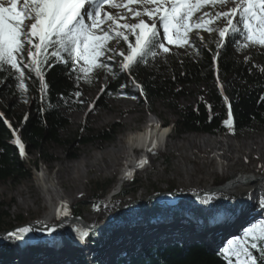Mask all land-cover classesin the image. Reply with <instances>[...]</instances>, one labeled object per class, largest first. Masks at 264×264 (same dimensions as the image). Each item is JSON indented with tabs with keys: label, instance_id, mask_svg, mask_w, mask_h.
<instances>
[{
	"label": "rangeland",
	"instance_id": "374dc122",
	"mask_svg": "<svg viewBox=\"0 0 264 264\" xmlns=\"http://www.w3.org/2000/svg\"><path fill=\"white\" fill-rule=\"evenodd\" d=\"M204 10L212 11L211 8ZM105 11L116 14L118 11L125 10L105 6ZM145 20H147V17H145ZM201 35L206 41L212 39L207 32H201ZM197 43H199L198 40ZM169 47H172L173 55L176 57L186 56L187 52H190V49L186 52L185 48ZM252 53L263 55V60L259 61V66H264V49L259 47L240 52L236 56L237 58H244L245 55L249 56ZM112 67L116 75L122 77V85L128 84V87H120L119 92L121 93L119 95L106 97L105 90L101 92L100 89L102 86L105 88L107 83L111 81V75H108L103 70H97L91 83H87L82 79L78 87V91L82 95L79 98L75 96L69 106L63 110V115L68 121L67 129L61 133L63 144L61 146L51 144L42 149V153L48 155L54 161L52 163L45 162L39 155V151H31L28 155H24V157L30 161H36L38 164L37 169H31L30 174L18 182L8 181L7 183H0V216H3L2 221L4 224H12L14 228H19L28 221L33 222L37 219L36 217L47 212L49 214L56 213L51 211L56 198L53 197L51 192L43 193L36 181V177H40L44 173L48 178L54 180L58 185L59 194L69 203V216H72L73 211H78L79 215L74 218L87 224L88 226L85 228L89 226L100 228L96 231L97 233L92 234L95 243L97 244L99 239L100 244H95V247L94 243L91 240L88 241L86 237L85 243L78 241V245H76L74 252H72L70 250L71 245L65 242L58 243L53 239V241L43 240V242L30 244L31 246H29L25 241L10 242V240L5 241L1 237L0 248L3 244L2 241H5L4 243L9 244L12 251L9 255L0 254V264H20L23 256L20 259L17 258V254L15 256L16 250H14V244L20 248L25 245L26 249L21 250L24 251V256L28 255V260L32 261L40 258L42 259L41 262H43L45 261L43 259L50 256L52 259L61 260L62 264H69L70 259L75 264H94L93 261L95 263L117 264L119 262H117L118 258L127 259L126 255H121L122 257H116L110 263L109 258H107L109 247L111 249L112 245H114L112 240H124V238H120L122 233L117 232L119 230L112 231L113 226L124 219L127 220V218H132V221L134 220L135 222L136 217L134 215H138L139 213L146 214L144 216H148L150 213L170 214L169 211L164 210L167 207L166 204H157L151 197L157 196L159 203H167L170 198L163 195L159 196L160 194L181 192L180 194L197 196L204 192L207 187L218 186L215 183H219V185H228L229 182L239 183L243 176L244 178L257 179V181L253 185L249 183L236 190L228 191L224 196H214L209 201L210 206L215 209L218 199H222V206L229 209H233L238 203L247 206V202L249 200L251 202L253 195L264 192V188L261 186L262 183L258 181L260 178L264 179V157L260 150L263 145L255 144L264 138V132L255 130L215 137L195 134L175 135L172 133V126L177 121L176 111L166 107L159 100L149 102L140 93L134 96L123 95L122 91L128 89L130 86L128 76L119 72L115 64ZM203 89V87H191L187 91L188 94L174 101V104L180 109L193 107L199 99V91ZM25 99L27 103L24 102ZM79 100H83L84 103H79ZM89 105H94L92 111H89ZM14 107L17 111H26L29 108V97L17 99ZM108 116H115V120L110 121ZM150 118L156 120L157 125H160V127L168 129L167 140L164 145L155 147L156 152L150 155L147 168L145 166L139 172H136L132 176L130 175L131 180H125V178L122 181L120 193L122 194L123 192L124 195L119 194L112 197L111 195L117 193L116 188L121 183L120 177L128 155L124 149V139L130 134L143 130L145 123ZM100 134L112 137L110 141L104 142L97 138ZM190 136L213 137L223 141L224 144L228 143L226 151H228L229 146L230 151L223 158L219 159L216 155V150L210 145H188L187 140ZM117 138H123V143L121 142L120 144L122 148H120L116 157H112L113 153L108 152V150L111 151V148L115 146L114 142H118ZM136 149L138 147L134 149L133 154ZM136 154L139 157L141 152L139 151ZM82 159H85L86 164L80 170L76 168V164H80ZM76 176L77 178L73 180ZM113 178L116 184L112 189L102 199L95 200L93 197V184L97 181H110ZM171 186L174 187V191H169ZM237 186L240 187L239 185ZM196 198L190 199V201L194 200L197 202ZM201 200L204 199L202 198ZM230 200L232 201L229 202ZM226 201L229 203H225ZM133 202L142 204L139 206L134 205L133 209L130 212L128 211L129 214L124 212L123 210ZM186 205L190 206V204ZM180 206H182L181 203ZM195 211V214H200L201 210ZM208 214H211V211ZM115 216L116 220L112 221ZM19 219L26 221L22 223L18 221ZM117 219L118 222H116ZM136 221L139 222L138 219ZM109 222H114V224L103 227ZM57 223L58 221L53 224ZM138 224H141V222ZM70 226L72 227L68 231H71L75 236V233L72 231L75 224L74 226ZM13 227L10 228L13 229ZM101 227L103 228L101 229ZM5 229L8 228L1 227L0 234L5 232ZM216 232H220L218 237L222 235L219 227L218 230L215 229L214 235L211 234V237H214V241L218 239L215 236ZM108 238L110 239L108 240ZM188 244L196 243H190L184 239H177L173 242L158 239L155 244L147 249H142L141 247L134 248L132 251H135L131 254L139 255L155 248H167L169 246L185 248L189 246ZM224 244L225 242L219 245L215 244V247H210L206 244L205 246L203 243V246L210 253L216 254L221 253L220 249L225 246ZM87 245H91L92 247ZM87 247L93 250L92 258H90L89 254L86 256L88 253ZM64 253L68 257L60 259ZM130 255L128 254V256ZM86 259L87 263H85ZM31 262L28 261L27 263Z\"/></svg>",
	"mask_w": 264,
	"mask_h": 264
},
{
	"label": "snow or ice",
	"instance_id": "6c2138e0",
	"mask_svg": "<svg viewBox=\"0 0 264 264\" xmlns=\"http://www.w3.org/2000/svg\"><path fill=\"white\" fill-rule=\"evenodd\" d=\"M105 6L125 11L112 14L105 11ZM206 8L212 11H205ZM201 32H207L212 39L206 41ZM229 41L237 52L264 49V0H0V75L7 72L14 78L15 87L23 95L29 91L25 83L29 78L26 70L33 73L42 99L49 88L45 68L52 66L53 58L69 66L77 81L83 79L87 83H91L97 70L115 78L112 67L115 64L143 96V86L133 75L141 64L147 67L150 59L158 61V58L173 55L169 46L185 48L186 52L191 49L187 54L200 56L202 48L211 51V43L216 45L212 54L216 84L224 96L218 61ZM244 62L251 63V58L245 55ZM259 70L264 74V66ZM104 90L102 86L100 91ZM74 95L79 98L82 93L77 90ZM261 99L264 100V96ZM78 102L84 103L83 100ZM224 104L228 112L223 124L233 130L232 107L227 96H224ZM93 108L94 105H89V111ZM208 108L211 112L212 105ZM3 123L11 130L12 143L23 158L25 144L17 135L18 130L13 129L6 118ZM155 147L153 141L148 151ZM147 162L143 159L138 166ZM130 175L131 172L126 173ZM209 201L210 198L205 202ZM259 207L264 210V199ZM55 212L57 218L70 215L63 201ZM42 230L51 234L56 228L22 226L3 238L24 241L29 234ZM72 231L80 243L90 234L88 228L74 227ZM252 250L264 254V222L251 223L241 236L227 240L220 252L227 264H261L264 255L257 257Z\"/></svg>",
	"mask_w": 264,
	"mask_h": 264
},
{
	"label": "trees",
	"instance_id": "16d2710c",
	"mask_svg": "<svg viewBox=\"0 0 264 264\" xmlns=\"http://www.w3.org/2000/svg\"><path fill=\"white\" fill-rule=\"evenodd\" d=\"M209 47L211 51L202 48L200 56L170 55L166 58H158V61L150 59L147 67L141 64L133 75L143 86V97L149 102L159 100L166 107L176 111L177 121L172 126V133L178 136L195 134L215 137L255 130L264 132V100L261 99L264 96V74L259 70V61L263 60V55L252 53L249 55L251 63H245L244 58H237L236 55L240 52H237L229 41L218 61L219 78L223 85L224 96L229 98L232 107L234 129L230 130L223 124V120L227 119V111L224 98L215 81L216 72L212 65V54L216 50V45L211 43ZM51 64V67L45 68L49 88L43 99L39 82L33 73H28L26 70L29 78L25 83L29 91L23 95L21 90L15 87L17 81L14 78L9 77L7 72L0 75V113H3V118H0V183L18 182L28 176L31 169L38 167L36 161L21 158L18 148L12 143L14 137L11 130L3 123V119L6 118L12 128L18 130L17 135L25 144V155L31 151H39V155L45 162L52 163L54 160L43 154L42 149L51 144L57 146L63 144L61 133L68 127L63 110L74 100V93L78 90L82 79L77 81L70 67L57 63L54 58ZM121 85L122 77L111 76V81L105 86V96L119 95ZM191 87L204 88L199 91L198 101L193 107L178 108L174 101L186 96ZM138 92L130 84L128 89L122 91V94L134 96ZM26 97H29V108L26 111H17L14 107L15 101ZM209 104L212 105L211 112L208 108ZM111 137L105 134L97 136L104 142L110 141ZM115 184L114 178L110 181L95 182L93 184L94 199H102ZM215 184L219 185V183ZM174 190L173 186L169 188V191ZM121 195L124 193L122 192ZM78 215V211H73V217ZM2 218L3 216H0V229L13 227L12 224H4ZM18 221L24 223L26 220ZM99 242L98 239L97 244L94 241L93 245L96 247L100 244ZM11 251L9 244L1 245V255H9ZM252 251L257 257L264 255L258 250ZM132 255L128 257V260L119 259L116 263L227 264V260L221 253H210L203 245L186 248L178 246L155 248L139 255ZM261 264H264V261Z\"/></svg>",
	"mask_w": 264,
	"mask_h": 264
},
{
	"label": "bare ground",
	"instance_id": "6f19581e",
	"mask_svg": "<svg viewBox=\"0 0 264 264\" xmlns=\"http://www.w3.org/2000/svg\"><path fill=\"white\" fill-rule=\"evenodd\" d=\"M114 117L115 116H108L110 121L115 120ZM165 129L166 128H163V127H157L156 120H154L153 118H150L145 123L143 130H141L140 132H135L133 134H130L128 137L124 139L125 140L124 149L126 150L128 155L126 157L127 159L125 160V165L122 170L121 177H120L121 184H122V181L127 177L126 176L127 172H133V171L137 172L138 168H141L140 166H138L141 160L143 159H146L147 161L150 160V153H149L150 151H148V149L152 148L153 141H155L156 147H158L159 145L160 146L164 145L165 141L167 140V134H168V129H167V132H165ZM122 139L117 138L118 142H114L115 146L111 148V151L108 150V152L113 153L112 157H116L120 148H122L120 146L121 142L123 143ZM187 141H188L187 142L188 145L190 146L191 145H198V146L210 145L212 146V148L216 150V155L218 156L219 159L223 158L230 151L229 150L230 146L228 148V151H226L228 143L224 144L223 141L215 139L213 137H209V136H202V137L190 136L188 137ZM262 142H264V138L255 144L263 145L260 148V150L263 153V157H264V143ZM136 147L142 150V153L139 157V160L135 164H132V158L134 155L133 151ZM85 164H86L85 159H82L80 161V164L78 163L76 164V168L83 169L85 167L84 166ZM75 178H77V176L74 177L73 180H75ZM261 179L259 180V182L263 183L262 181L263 179L262 180ZM36 181L39 184L41 191L43 193L51 192L53 197L56 198L53 204L54 206L51 207V211L55 212L56 208L60 206L61 201L66 202L67 205H69V203L63 198V196L59 194L58 185L54 182V180H51L44 173H42L40 177H36ZM256 181L257 180L250 182V184L253 185V183ZM192 196L195 197L196 195H192ZM198 198H196L197 202H195L194 200H192L191 202L189 198L182 200L180 202L182 206H180L177 214H174L175 210L172 207L167 206L166 207L167 209L164 208V210L169 211L170 214L169 213L167 214H151L150 213L148 214V216H144L146 214L139 213L138 215H134V216L136 217V219L139 220V222H141V224H138L139 222H137L136 219L134 222V220L132 221V218H127V220L124 219L120 223L113 226L112 231L119 230L117 232L122 233L120 238H124V240L120 239L119 237H118L120 239L119 241H116L115 239L112 240V243L114 245H112L111 249L109 247V251L107 252V258H109L110 263H112V260L116 259V257L118 258V257H122L126 255V259H128L129 257L128 254L130 255L131 253H133L135 251V250L132 251L134 248L141 247L142 249L144 248L147 249L153 244H155L158 239L159 240L165 239L167 240V242H173V241H176L177 239L179 240L184 239L185 241L187 240L190 243H197V242L204 243L206 245H209L210 247H213L215 244L219 245L223 242H225L226 244L227 242L226 240L232 239L233 237H236V236H241L243 233V229L250 226L251 223L264 222V210L260 209L259 207V202L262 199H264V192H261L258 195H253L251 197V202L250 200L249 202H247L248 204L247 206H244L238 203L237 206L234 207L233 209L223 207L221 202H220L221 204L220 203L218 204L217 209H213L210 207L208 202H205L206 200H201ZM186 204H190L189 206L190 208ZM191 208L195 210H201L200 214H195L194 212L196 211L192 210ZM209 211H211V214H208ZM115 220L116 219L112 221H115ZM116 222H118V219ZM65 223H69V221ZM113 224L114 222H111V223L109 222L107 223V225H104L103 227L110 226V225L112 226ZM31 225H28V226H31ZM85 225H86L85 223L81 222V224H77V227L80 226V228H85ZM40 226L41 225L36 226V228H40ZM62 227L64 228V226L60 224V226L56 228V231L48 235L51 236V238L55 240L56 242L62 241L68 245H71L70 250L74 252L76 245H78V241L75 239V236L72 234L71 231H68V234L64 233V230ZM103 227H101V229ZM217 227H219L222 235L218 237L217 241H214L213 240L214 237L212 238L211 234H213L214 230ZM14 229L15 228L13 227V230ZM66 229H70V228L67 227ZM133 233H135L134 236H132ZM3 234L4 232L0 234V238L2 237V239H4ZM31 239H34V240H31ZM91 239H92L91 242H93V236L91 237ZM109 239L110 238H108V240ZM39 240L40 239L38 238V236L35 238L29 234V236L24 241L29 246H31L30 243L37 244ZM5 241H7V239H5ZM132 242H135V243H132ZM14 245H15L14 250H16L15 256L17 254L18 256L17 258L19 259L21 258V256H23L20 260V264H28L27 263L28 261L30 262L32 261V260H28L27 258L28 255L24 256L23 254L24 251L21 250V249H26L25 245L22 246V248H20L19 246H16V244ZM87 246H91V245H87ZM87 252L88 253L86 256H88L89 254V256H91L90 258H92L93 250L87 247ZM67 257L68 256L66 255V253H64L62 254L61 258L60 257L59 258L62 259V258H67ZM39 259L33 260L29 264H38V263L62 264L61 260H56L54 258L53 260L52 257L50 256L47 257L46 259H43L45 260L43 262H41L42 259L40 260ZM87 262L88 261L86 259L85 263ZM68 263L75 264L72 262L71 259H70V262Z\"/></svg>",
	"mask_w": 264,
	"mask_h": 264
},
{
	"label": "water",
	"instance_id": "95a60500",
	"mask_svg": "<svg viewBox=\"0 0 264 264\" xmlns=\"http://www.w3.org/2000/svg\"><path fill=\"white\" fill-rule=\"evenodd\" d=\"M159 194H160V193H159ZM167 194H168V193H163V194H160L159 196H162V195H163V196H167ZM157 195H158V194H157ZM168 195H172V194H168ZM151 198H155V199H157V196H156V197L154 196V197H151ZM138 204H139L138 202H133L130 206H128L127 208H125L123 211H124V212L131 211L132 208H133V206H134V205L137 206ZM114 219H116V216L113 218V220H114ZM31 226L34 227V228H36L35 224H32ZM40 228H43V227L40 226Z\"/></svg>",
	"mask_w": 264,
	"mask_h": 264
}]
</instances>
